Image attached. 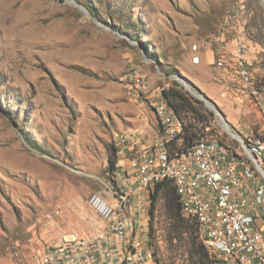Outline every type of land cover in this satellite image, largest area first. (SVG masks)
I'll use <instances>...</instances> for the list:
<instances>
[{"label":"rangeland","instance_id":"374dc122","mask_svg":"<svg viewBox=\"0 0 264 264\" xmlns=\"http://www.w3.org/2000/svg\"><path fill=\"white\" fill-rule=\"evenodd\" d=\"M235 9V34L264 46L263 0H0V264L105 235L89 200L121 197L110 159L120 169L156 143L151 102L165 89H198L232 132L264 134L255 104L233 95L218 69L216 39L230 49ZM133 67L148 82L138 95ZM204 108L214 114L209 133L228 137L227 123ZM166 225L162 202L154 238L147 224L154 264H171Z\"/></svg>","mask_w":264,"mask_h":264},{"label":"built area","instance_id":"2783aa9c","mask_svg":"<svg viewBox=\"0 0 264 264\" xmlns=\"http://www.w3.org/2000/svg\"><path fill=\"white\" fill-rule=\"evenodd\" d=\"M237 16L235 9L228 23V38L233 39L230 49L223 45L220 34L217 36L218 69L230 77L233 95L240 91L264 119V46H252L246 33L235 34ZM236 37H243V48L235 47ZM147 83L144 75L133 73L129 89L138 95ZM227 95L222 93L223 98ZM161 105H165L163 93L153 102L158 112ZM170 121H177V128H170ZM159 123L158 145L147 150L140 163L132 165L138 187L150 191L155 184L172 180L181 204L189 202V211L183 215L198 222L209 254L219 264H264V236L257 227V221L264 220V134L245 125L239 132L233 130L236 136H208L197 144L216 141V151L201 149L195 158L179 162V153L174 156L171 145L179 141L183 123L169 106ZM182 192H189V199H182ZM89 204L107 223L105 235L49 246L27 264H154L155 253L148 240L141 233L129 237L126 197L121 196L114 205L95 193ZM241 230H248V237H241Z\"/></svg>","mask_w":264,"mask_h":264},{"label":"trees","instance_id":"16d2710c","mask_svg":"<svg viewBox=\"0 0 264 264\" xmlns=\"http://www.w3.org/2000/svg\"><path fill=\"white\" fill-rule=\"evenodd\" d=\"M177 84L163 91V97L177 118L183 123L184 130L179 141L171 145L175 153H189L199 141L210 134L213 124V113L208 112L203 102L191 97L177 88ZM114 151L119 152L118 149ZM116 156V155H114ZM112 157V156H111ZM110 172L118 171L117 161L110 159ZM150 235L154 238L156 218L159 206L163 202V211L167 220L165 241L173 256L171 264H219L220 262L209 254L200 234V227L195 219H189L182 213L181 200L172 180L157 183L150 190ZM159 263V260H158Z\"/></svg>","mask_w":264,"mask_h":264},{"label":"crops","instance_id":"0c3cea01","mask_svg":"<svg viewBox=\"0 0 264 264\" xmlns=\"http://www.w3.org/2000/svg\"><path fill=\"white\" fill-rule=\"evenodd\" d=\"M223 45H228V40H226V43ZM218 52H219V47H218ZM258 70H255L254 73L257 74ZM227 75V74H226ZM226 75L224 78H226ZM230 80V79H229ZM236 97H244L241 92H235ZM245 98V97H244ZM230 102V101H229ZM229 105V104H227ZM234 104H232L233 106ZM229 105V108L231 109L232 107ZM242 111V110H240ZM161 132V130H160ZM160 136V134H159ZM158 136V138H159ZM158 138L156 140V143L158 141ZM155 143V144H156ZM154 144V145H155ZM146 147H143L145 149ZM151 148V147H150ZM141 148L138 149L137 153L141 152L143 150ZM150 150V149H149ZM147 151V150H146ZM145 152V151H144ZM142 154V153H140ZM139 154V155H140ZM137 156V158L139 157ZM135 158V159H137ZM134 159V160H135ZM133 160V161H134ZM127 161L124 165L123 161L120 162V169L118 168L117 175H118V182H117V187L119 189V192L121 193V196H124L128 199L129 203V213L127 215L128 222L130 224L129 226V237L135 236L137 233H141V236L144 237L146 240H148V231L145 230V227H147L148 221H149V208H150V191L148 190H141L138 187L137 183V174L132 168V163L130 159L124 160ZM120 198H117L116 201H114V205L119 203ZM257 227L260 229L264 236V220L262 221H257ZM116 243L115 241H112ZM115 246V244H114ZM116 246H119V248H123V246L119 245V243H116Z\"/></svg>","mask_w":264,"mask_h":264},{"label":"bare ground","instance_id":"6f19581e","mask_svg":"<svg viewBox=\"0 0 264 264\" xmlns=\"http://www.w3.org/2000/svg\"><path fill=\"white\" fill-rule=\"evenodd\" d=\"M196 46L197 45H195L193 47L194 50H195ZM235 47L236 48H243V37H236ZM133 73H140V71L137 67H133L132 75H133ZM132 92H134V89H130V93H132ZM157 99H159V97ZM153 102L154 101L151 102L152 107H153ZM168 106L169 105L165 101V105H161V112H158V107H153L159 121H161V119H162V112H168ZM221 122L227 123L226 120L223 121V120L219 119V123H221ZM226 125H227V128L229 129V131H232L230 129V127L228 126V123ZM170 128H177V121H170ZM231 133L235 134L233 132H231ZM155 145H158V141ZM201 149L207 150V151H216V141H205V142H201V144H197L189 153L178 154V161L179 162H186V161L190 160L191 158H195L196 156H198L201 153ZM145 153H146V151L143 152L142 154H140L139 157L137 158V160H135L132 163V165H137L138 163H140L142 161ZM182 199H189V192H182ZM181 206H182V213H188L189 202H182ZM241 237H248V230H241Z\"/></svg>","mask_w":264,"mask_h":264},{"label":"water","instance_id":"95a60500","mask_svg":"<svg viewBox=\"0 0 264 264\" xmlns=\"http://www.w3.org/2000/svg\"><path fill=\"white\" fill-rule=\"evenodd\" d=\"M264 1V0H263ZM182 79V78H181ZM184 80V79H183ZM190 93L193 97L198 99L199 101L203 102L206 108H209L210 110H213L216 113V117H219L221 120L225 121V117L222 114V111L219 109L218 105L210 98L206 97L204 93L197 89V91L193 92L190 90ZM229 125V124H228ZM230 126V125H229ZM230 135L236 136V134H232V131H229L228 128L225 129Z\"/></svg>","mask_w":264,"mask_h":264}]
</instances>
